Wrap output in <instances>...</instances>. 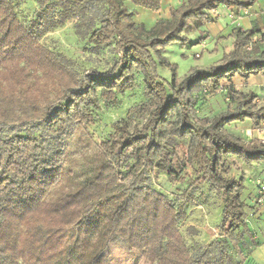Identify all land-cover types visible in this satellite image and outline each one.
<instances>
[{"label": "trees", "instance_id": "1", "mask_svg": "<svg viewBox=\"0 0 264 264\" xmlns=\"http://www.w3.org/2000/svg\"><path fill=\"white\" fill-rule=\"evenodd\" d=\"M257 1L188 0L171 9L170 19L149 27L135 20L129 3L159 11L163 0H37L40 8L29 26L12 0H0V264H110L109 246L116 241L152 264H241L227 238L248 248L257 241L246 222L243 176L224 179L231 168L227 157L264 164V143L248 142L229 126L246 120L261 126L264 105L253 91L238 90L233 78H264V30L236 26L234 48L219 66L194 67L183 78L163 51L188 43L192 27L209 21V12L220 5L247 11ZM76 6L91 16L89 43L115 42L121 58L113 72L83 79L70 58L41 43L50 29L75 18ZM159 67L171 69L169 80ZM138 72L145 101L113 125L91 175L52 200L54 190L74 177L65 167L67 140L81 125L95 123L93 110L102 100L117 106L120 95L136 89ZM224 89L225 110L200 116L201 97ZM181 140L188 141L182 160L176 149ZM175 160L181 169L194 168L225 198L226 238L196 255L180 230L185 210L148 186L155 173L178 174Z\"/></svg>", "mask_w": 264, "mask_h": 264}, {"label": "rangeland", "instance_id": "2", "mask_svg": "<svg viewBox=\"0 0 264 264\" xmlns=\"http://www.w3.org/2000/svg\"><path fill=\"white\" fill-rule=\"evenodd\" d=\"M12 1L16 6L18 17L25 25L29 26L35 17V12L40 8L37 0ZM129 4L134 10L135 20L144 23L145 26L152 27L156 23V15L159 16V19L171 18L172 7L170 4H173V2H168L169 6L166 3L163 4L159 11L146 10L134 3ZM220 6L223 7V4ZM72 14L75 18L68 20L61 27L50 29L42 36L41 43L70 58L72 67L80 73L79 77L81 78H85L87 74L93 72L103 75L113 72L115 64L121 58L114 50L115 42L112 41L103 47H94L93 44L89 43L86 35L90 29L88 26L90 25L89 17L91 16L82 14L79 6L73 9ZM208 22L205 21L198 27L196 26V29H191L187 34L188 43H173L163 51L168 62L178 68V77L183 78L194 67L219 66L226 49L232 48L236 39L233 32L237 25H233L227 15H222L220 22L227 30L224 32V37L220 40L209 39L205 46L203 45L204 40H206L204 36L208 34L210 28ZM158 69L163 78L165 77L167 80L171 78L172 71L170 68L159 67ZM137 84L136 89L119 96L120 103L117 106L102 100L100 107L93 110L95 123L81 125L78 128L79 130L67 140L65 167L72 172V177H74L71 182L67 181L54 190L52 200L60 198L70 190L77 189L84 177L91 175L92 167H96L100 161L99 147L114 132L113 125L126 117L127 111L131 107L145 101L142 74L139 72L137 73ZM53 94L55 95V92ZM227 103L228 98L224 89L222 92L219 91L212 95L205 94L201 97V103L197 105V108L200 116L209 117L225 110ZM137 122L142 121L138 120ZM239 128L238 130H241L242 135L248 134L247 137H251L252 140L256 139L253 136L254 131L259 132L261 135L264 133V123L261 126L254 125L250 127L251 130H248V133L244 130V126ZM257 140L264 143V136L262 139ZM176 149L180 160H182L188 155V141H179ZM234 157H227V165L231 168L229 172L225 173L224 179L239 180L243 176L245 188L241 194L247 202V219H250L262 209L261 206H264L258 202L259 185L264 184V164L253 161L254 163L251 165L252 163L247 164L240 158ZM175 166L178 174L155 173L151 176L148 186L150 189L170 198L176 207L185 210L186 213L179 223L180 230L187 240L190 253L196 255L199 248L205 247L214 239L226 238L224 232L221 231L225 198L222 191L205 181L203 175L196 173L194 168L186 166L181 169L177 160H175ZM260 215L261 221L264 222V214ZM228 227L229 224L226 229ZM227 239L235 263L242 261V258L252 248L251 244L248 248L243 242L230 237ZM247 241L250 242L249 239ZM108 252L110 264H152L139 251L131 249L129 245L121 241L110 244Z\"/></svg>", "mask_w": 264, "mask_h": 264}, {"label": "crops", "instance_id": "3", "mask_svg": "<svg viewBox=\"0 0 264 264\" xmlns=\"http://www.w3.org/2000/svg\"><path fill=\"white\" fill-rule=\"evenodd\" d=\"M188 0H163V4H168V2H173V4H170L172 9H176V7L181 6L182 4L186 3ZM131 8V5H130ZM132 9V8H131ZM158 13V12H157ZM210 14V20L207 24H209V31L208 34H206V40H204L203 45H207V40L209 39H217L220 40L224 37V32L226 28L223 26V24L220 22V19L222 15H227L229 19L232 21L233 25H237L242 27L243 30H264V0H258L255 2L250 8L247 9V11H239L235 9L234 7L223 5L219 6L216 9H213L209 12ZM164 19H166L164 17ZM159 19V16L155 18V21L157 22ZM198 27V26H197ZM196 25L192 27V29L197 28ZM227 31V30H226ZM203 37V39H204ZM234 48V44L232 48H227L225 51V54L230 53ZM222 60V59H221ZM206 68V67H205ZM233 83L235 87L243 91L245 93L253 91L255 94H257L260 106L264 105V78L261 75H251L249 79L244 80L239 75H236L233 78ZM244 89V90H243ZM244 126V130L247 131L251 130L250 127H253V122L250 120H246L244 122H234L229 126L230 131L235 134L239 135L241 137H244L246 141L252 142V138L247 137V135H242L241 130H238L239 127ZM240 129V128H239ZM243 133V132H242ZM256 139H262L264 136L261 135L259 132L254 131L253 135ZM234 157V156H231ZM236 158V157H234ZM236 160V159H232ZM254 163V162H253ZM253 163L251 165H253ZM262 209L255 213V216H253L250 219H247L246 222L248 223L253 235L255 236V241H257V245L250 248L249 253L245 255V257L242 258L241 264H264V222H262L260 214H264V206H261Z\"/></svg>", "mask_w": 264, "mask_h": 264}, {"label": "built area", "instance_id": "4", "mask_svg": "<svg viewBox=\"0 0 264 264\" xmlns=\"http://www.w3.org/2000/svg\"><path fill=\"white\" fill-rule=\"evenodd\" d=\"M258 193H259V200H258V202H259L260 205H264V184H260L259 185Z\"/></svg>", "mask_w": 264, "mask_h": 264}]
</instances>
